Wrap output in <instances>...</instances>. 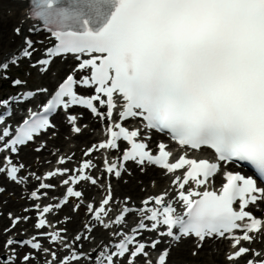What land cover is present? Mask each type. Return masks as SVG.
I'll return each mask as SVG.
<instances>
[{"label":"snow or ice","instance_id":"6c2138e0","mask_svg":"<svg viewBox=\"0 0 264 264\" xmlns=\"http://www.w3.org/2000/svg\"><path fill=\"white\" fill-rule=\"evenodd\" d=\"M26 23L29 33H39L41 24L51 38L34 63L43 41L24 34ZM13 36L20 43L0 53V80L25 60L42 76L69 54L76 63L57 74L54 87L0 97V175L16 184L37 181L26 197L32 201L66 189L57 203L24 209L35 210V234L8 236L2 264H32L41 255L44 264H170L173 248L185 241H192L193 256L208 241L226 242L223 264H264V0H28ZM11 83L27 86L20 78ZM33 99L39 103L7 126L3 117L11 115V105ZM78 107L95 118L102 137L86 147L78 166H65L74 153H57L58 166L41 175L14 162L29 147L37 154L47 149L37 141L57 135L54 119L61 113L76 137L88 133L89 125L73 113ZM154 133L163 139L154 140ZM209 150L211 158L198 155ZM113 152L119 156L109 159ZM97 153L102 170L92 159ZM130 162L167 180L139 206L131 197L118 201L111 182L129 172ZM232 165L250 166L254 175ZM92 188L104 195L85 203ZM69 204L74 215L84 208L93 221L71 239L66 225L73 215H65L60 228L50 219ZM129 216L139 218L132 223ZM8 217L4 235L32 219ZM97 226L110 237L93 259L83 242L95 239ZM24 248L29 251L21 255Z\"/></svg>","mask_w":264,"mask_h":264},{"label":"bare ground","instance_id":"6f19581e","mask_svg":"<svg viewBox=\"0 0 264 264\" xmlns=\"http://www.w3.org/2000/svg\"><path fill=\"white\" fill-rule=\"evenodd\" d=\"M9 8L7 10V14L8 16L6 15H2V17H0V33H7V30H4V28L8 27L11 23H14L13 25V28L18 24V22L24 17V13L26 11V8H27V3L26 2H22V1H19V0H10L9 2ZM10 16V17H9ZM3 43H12V40H14L15 42L16 41H20L19 38H14L13 34H9L7 33L6 35L3 36ZM68 62V61H67ZM67 62H62L61 60H57L56 62V68H57V72L55 73V75L59 74L61 72H63V69H64V66L65 64H67ZM54 76L50 75L49 73L47 75H43L41 76L39 79L42 83H45V84H51L52 81H54ZM85 123H87L89 125V131L88 133H85V135L83 136H79V137H76L75 135H73L71 137V140L69 141H74L77 140V142H79V144H77L75 147L70 145V143H68L67 141L66 142H63V139L61 137H57V139L53 140L52 139H49V140H42L41 142H48V141H56V143L58 142H61L63 144V147L61 148L62 151L64 152H61V153H68L69 151L71 150H74V149H80L82 147V144H85L84 142H82L83 140L87 141V140H91V139H96L98 137H100L99 135V132L96 131V133L93 134V136H91V129L94 128L95 125H98V123H96L95 120L93 121H85ZM67 129V121H65L64 125L62 126H59V132L61 131V133L63 132H66ZM70 135V133H69ZM48 145V144H47ZM58 145H61V144H58ZM78 152V151H77ZM29 154H34V151L31 150V148H27V149H24V153L21 155L23 158H28L27 155ZM61 155H67V154H61ZM55 155L51 156V157H48L50 160L54 157ZM33 167L34 169L33 170H40L41 168H45V167H49L50 170L54 169L57 165V157L54 161V163L51 164V161L47 162L45 159L43 160V162L41 161H38V162H33ZM149 174L148 176H152L153 178H155L153 181H155V187L152 186V183L153 181L150 182V184H147L145 183V179L144 177L142 178V185H145L146 186V189L145 191H141V186H140V183L138 181H134V182H131L130 184V191L133 192V198L136 199V198H141L144 194L146 193H158L161 189H163L165 187V185L167 184V180L162 177V175L154 168H150L149 169ZM30 184H33V180H31L30 183L28 184H25V186H29ZM21 185H13V186H9V188H7L3 193L4 194H7L8 192H14V195L17 194L16 196H11L10 198V201L13 203L15 201H18L20 200L21 198V195H18L19 194V191L21 190L20 188ZM96 188H92L91 190H95ZM101 190H96V192H100ZM122 190L121 188L119 189H116V196H120ZM55 193V192H54ZM142 195V196H141ZM87 196H90V191L87 193ZM18 198V200H17ZM21 201H23V199H21ZM76 201H74L75 203ZM12 210L13 209V206L9 207V210ZM31 212V211H30ZM30 212H28L27 214H30ZM86 213V210L82 211L80 210L79 212V215H78V219L79 221L82 222V224H86L88 222H93L91 221V217ZM15 216H18V214H14ZM130 217V216H129ZM53 218H52V222H53ZM78 221V222H79ZM2 225V228L7 227L10 225V221L8 222L7 218H5L4 216H0V227ZM28 224H20L18 225V228L19 229H24ZM14 231L15 229H13L12 231H10L8 234L12 233V236L15 237L14 235ZM29 233L32 235L35 233V231L33 230V227L29 230ZM4 235V233H0V236H9V235ZM95 234V233H94ZM93 234V235H94ZM99 237V234L98 236H95V238H98ZM1 240V239H0ZM104 240H107L106 237H104ZM192 241H185L183 243H181L177 248L173 249L172 250V253H171V261H172V264H184V262H186V260H181V256H179V252L181 251H185L187 252V248L189 245H191ZM224 245V242H221V243H216L215 244V247L218 248V249H221V247ZM2 251H6V249L3 247H1ZM210 249V247L208 248ZM216 252H219L218 250H216ZM189 255V254H187ZM202 254L199 253V255H197L198 257L201 256ZM221 256L222 255H218V253H214V249L209 252V257H207V260H204L205 264H214L215 261H217L218 259L221 260ZM196 261V260H194ZM82 262V261H81ZM87 263V261H85ZM19 264V262H17Z\"/></svg>","mask_w":264,"mask_h":264},{"label":"rangeland","instance_id":"374dc122","mask_svg":"<svg viewBox=\"0 0 264 264\" xmlns=\"http://www.w3.org/2000/svg\"><path fill=\"white\" fill-rule=\"evenodd\" d=\"M9 5V0H0V12H2V13H4V8H6L7 6ZM3 15V14H2ZM2 17V16H1ZM12 24L13 23H11L8 27H7V29H6V27L4 28V30H7V33H9L10 32V28H11V26H12ZM0 34H2V33H0ZM13 46H11V47H9L8 49H11ZM7 48V46H0V53H2L3 51H5V49ZM7 49V50H8ZM74 143H77V142H74ZM35 158H37L36 157V155H34L33 157H32V160H35ZM122 182H124L125 183V181H122ZM126 193V192H125ZM125 193H123V196H125L124 194ZM122 196V197H123ZM4 199H6V196H4V198H2V200H0V206H3V204L5 203V201H4ZM208 252L206 251V250H204V253L202 252L201 254V259L202 260H206V258L208 257V254H207ZM183 256V255H182ZM192 257L190 256V255H184V259H186V260H190ZM223 261V260H222ZM220 262V261H219ZM219 262H216V264H219Z\"/></svg>","mask_w":264,"mask_h":264}]
</instances>
